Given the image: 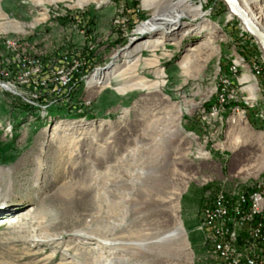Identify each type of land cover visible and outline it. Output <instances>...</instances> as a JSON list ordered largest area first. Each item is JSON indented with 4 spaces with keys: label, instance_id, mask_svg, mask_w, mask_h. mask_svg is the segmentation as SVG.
I'll return each instance as SVG.
<instances>
[{
    "label": "rangeland",
    "instance_id": "374dc122",
    "mask_svg": "<svg viewBox=\"0 0 264 264\" xmlns=\"http://www.w3.org/2000/svg\"><path fill=\"white\" fill-rule=\"evenodd\" d=\"M141 1L0 0V264H264V50L225 0L138 35Z\"/></svg>",
    "mask_w": 264,
    "mask_h": 264
},
{
    "label": "bare ground",
    "instance_id": "6f19581e",
    "mask_svg": "<svg viewBox=\"0 0 264 264\" xmlns=\"http://www.w3.org/2000/svg\"><path fill=\"white\" fill-rule=\"evenodd\" d=\"M190 1L191 0H172L170 4L167 3V6H164V5H162V0H142L141 2H142L143 6H145V7L147 6L148 7V6H152L153 5L154 8L156 9V11L153 14V16H151L147 21H144V22H142L139 25L138 30L136 31V34L144 36V35H147V34L151 33V31L158 30V29L163 30L164 33L165 32L171 33V32H173L175 30L180 29L181 23H183V20L186 19V18L197 21L198 19H200L204 15V13H203L202 8L200 6H190V4H189ZM225 1H227L228 5L230 6V8H231L230 11L233 14H235L236 17H238V19L245 25V27L247 28L248 32L251 34V32L249 31V29H248L247 25L245 24V22L237 15V13L234 11L232 6L230 5L229 0H225ZM234 1L237 3L238 7L247 15L248 19L252 22V24L264 36V29L259 25V23L257 22V19L254 18V20H253L251 18L253 16H251L249 13H247L246 7L242 6V3H241L240 0H234ZM202 31H203V27H200V26L198 27V26H194L193 25V26H190L189 30H187L184 34L185 35L186 34H191L193 32H199L200 33ZM164 35L165 34H163V35L160 34L159 36H156V37H151V38L147 37V41H148L147 46L148 45L156 46V45H159V44L163 43V41L166 40V38H164ZM251 36H253V37H255L257 39V41L260 43L262 49L264 50V44L262 43V41L258 37L254 36L253 34H251ZM145 45H146V43H145ZM200 45L201 46H206V44H204L203 42ZM108 76L109 75L106 74V72H104L103 75L100 74L98 76L99 82L101 81L103 83L105 81V83L108 84V83H114L117 80L116 79L117 76H112V77H109V78H108ZM144 85H145V83H142V81H140V80L137 81L136 83L132 84L133 87L134 86H136V87L137 86H144ZM116 199H117V202H116L117 206H113L112 203L111 204L109 203V206H111L112 208H120L123 205V203L125 201L124 198H123V200H121L122 198L120 199V196H118V197H116ZM226 209H227V207L225 205V200H224V208H223V215L224 216H222L223 218L225 216H227ZM23 210H26V208L23 209ZM24 212L25 211H22L21 213H24ZM29 216L31 218V215H29ZM208 216H209V214H207V216H206L207 217V219H206L207 225L211 224L212 221L215 220L213 218H208ZM216 228H218V226ZM218 230H220V228ZM89 232H90L89 229L77 230V231H75L74 233L71 234V238H74V240L77 242V245H80L81 243H83L84 245L89 247V244L92 243L91 241L96 239L94 236L91 235L93 233L90 232L91 234H89ZM218 233H220V231H218ZM163 239H165V237ZM51 242L53 244L54 240L51 239ZM104 243L107 244L108 246L114 248V249H117V250L120 249V247H121L120 242L113 241V240H111L110 242L109 241L107 242V240H106ZM221 247H223V246H221ZM256 250L258 251V249H256ZM90 251H92L91 248H88V249L81 248L80 251H79V259L80 258H84V259L88 260L87 264H121V263L122 264H127V262H125V261L119 262V260H117V259L113 260V261L112 260L111 261H107V262H104L105 261L104 259H103V261L102 260H97V261L93 260L92 261V257H94V256L91 257V255L93 253H90ZM259 253H260V251H259ZM254 254L252 256V262H253L252 264H254V261L256 262V260L259 258V255H254Z\"/></svg>",
    "mask_w": 264,
    "mask_h": 264
},
{
    "label": "built area",
    "instance_id": "2783aa9c",
    "mask_svg": "<svg viewBox=\"0 0 264 264\" xmlns=\"http://www.w3.org/2000/svg\"><path fill=\"white\" fill-rule=\"evenodd\" d=\"M251 196L257 201V203L261 204V191L258 188H255L254 191L251 192ZM223 208H224V194L222 192L217 195L214 200L213 206L209 209L208 218L213 219H222L223 216ZM259 209V208H257ZM262 222V221H261ZM220 231V230H218ZM262 243H256L253 248L260 249L261 251Z\"/></svg>",
    "mask_w": 264,
    "mask_h": 264
},
{
    "label": "water",
    "instance_id": "95a60500",
    "mask_svg": "<svg viewBox=\"0 0 264 264\" xmlns=\"http://www.w3.org/2000/svg\"><path fill=\"white\" fill-rule=\"evenodd\" d=\"M229 2L234 11L237 13V15L245 22L251 34L258 37L264 44L263 34H261V32L252 24V22L248 19L247 15L238 7L237 3L234 0H229Z\"/></svg>",
    "mask_w": 264,
    "mask_h": 264
}]
</instances>
